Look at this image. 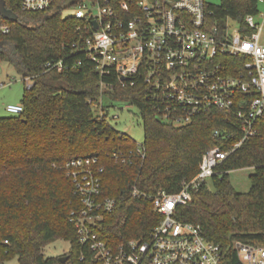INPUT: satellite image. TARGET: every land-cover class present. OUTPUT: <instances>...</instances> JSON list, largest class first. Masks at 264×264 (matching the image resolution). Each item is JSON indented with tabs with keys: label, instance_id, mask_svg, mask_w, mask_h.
I'll return each instance as SVG.
<instances>
[{
	"label": "trees",
	"instance_id": "1",
	"mask_svg": "<svg viewBox=\"0 0 264 264\" xmlns=\"http://www.w3.org/2000/svg\"><path fill=\"white\" fill-rule=\"evenodd\" d=\"M82 1L55 0L46 10L30 12L21 9V0H6L18 20L0 15L11 29L4 33L0 27V61L34 83L25 87L24 112L0 117V264L14 257L19 264H97L69 222L76 197L64 166L71 158L96 155L105 164L103 187L117 207L106 215L100 236L117 247L150 237L161 219L153 209L158 191L179 192L196 176L209 148L228 149L242 136L241 122L224 110L195 114L184 125L163 121L155 102L147 99L143 81L123 85L114 70L101 75L83 47L74 46L89 33L84 29L88 20L64 15L67 7ZM209 6L211 21L221 29L227 18L243 22L259 11L258 0H221ZM224 60L240 64L239 58ZM50 61H62L63 69H49ZM119 101L141 109L142 143L111 124L107 108ZM100 103L103 117L96 109ZM215 130L221 131L219 137ZM140 146L145 156H134L133 164L119 165L111 157L119 151L136 153ZM242 167L253 169L248 192L237 191L230 182L229 173ZM211 178L215 190L206 181L189 204L177 207L176 217L201 226L207 240L223 247L234 240L264 244V116L257 120L256 134L224 159ZM133 186L142 194L135 196ZM59 238L72 246L64 263L44 253Z\"/></svg>",
	"mask_w": 264,
	"mask_h": 264
},
{
	"label": "built area",
	"instance_id": "2",
	"mask_svg": "<svg viewBox=\"0 0 264 264\" xmlns=\"http://www.w3.org/2000/svg\"><path fill=\"white\" fill-rule=\"evenodd\" d=\"M54 1L21 0V9L46 10ZM76 8L74 16L88 20L84 29L89 33L74 46L83 47L101 75L114 70L123 85L143 81L146 97L155 102L163 121L184 125L195 114L217 109L232 114L242 131L228 149L209 148L196 176L179 192H157L153 209L161 219L148 239H130L117 247L100 236L106 215L117 207L116 198L103 187L105 164L96 155L68 160L64 168L76 197L69 222L79 245L91 251L97 264H264V244L234 240L223 247L207 240L201 226L176 217L177 207L189 204L215 168L256 134L257 120L264 116V13L248 14L243 22L227 18L221 29L211 21L214 11L206 0H121L116 6L111 0H83ZM229 20L239 23L232 33ZM0 27L4 33L11 30L1 19ZM226 56L239 58L240 64H226ZM47 66L58 71L64 67L62 61ZM24 80L30 89L32 79ZM4 109L18 116L24 105L9 103ZM96 109L103 117L101 103ZM220 135L214 131L215 137ZM134 156L143 158V147L136 153L111 154L119 165L133 164ZM132 190L135 196L142 194L135 186Z\"/></svg>",
	"mask_w": 264,
	"mask_h": 264
},
{
	"label": "rangeland",
	"instance_id": "3",
	"mask_svg": "<svg viewBox=\"0 0 264 264\" xmlns=\"http://www.w3.org/2000/svg\"><path fill=\"white\" fill-rule=\"evenodd\" d=\"M209 5H219L221 0H206ZM259 13H264V1H259ZM77 8L67 7L64 15H74ZM239 23L237 21L229 20L230 32H234ZM2 72L0 74V82L6 84L0 85V117L9 115L5 109L4 104H18L24 97L26 82L24 77L16 71V69L6 61H0ZM106 102H109L106 100ZM110 103V102H109ZM108 118L117 130L122 131L132 137L136 142L142 143L145 138V127L141 117V109L135 107L127 102H114V106L107 108ZM63 169V165H60ZM252 168L242 167L240 169L232 170L230 174V182L234 188L239 192H248L251 187ZM207 186L211 190H215L213 179L210 177L207 181ZM72 246L70 241L65 239H57L50 243L44 250L46 257H60L66 256L71 251ZM4 264H19L18 258L14 257L5 261Z\"/></svg>",
	"mask_w": 264,
	"mask_h": 264
},
{
	"label": "water",
	"instance_id": "4",
	"mask_svg": "<svg viewBox=\"0 0 264 264\" xmlns=\"http://www.w3.org/2000/svg\"><path fill=\"white\" fill-rule=\"evenodd\" d=\"M0 15L6 19L9 20L11 22H16V20H18V13L9 8H7L6 6V0H0ZM94 25L96 26V28L98 27L96 23H94ZM69 256H60L59 259L62 263L66 262L68 260Z\"/></svg>",
	"mask_w": 264,
	"mask_h": 264
}]
</instances>
